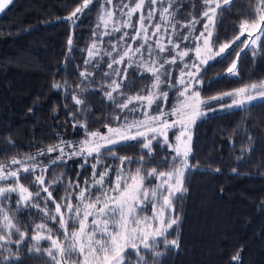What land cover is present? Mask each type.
<instances>
[{"label": "snow or ice", "instance_id": "6c2138e0", "mask_svg": "<svg viewBox=\"0 0 264 264\" xmlns=\"http://www.w3.org/2000/svg\"><path fill=\"white\" fill-rule=\"evenodd\" d=\"M13 2L0 0V12ZM195 2L119 0L112 7L113 0H105L108 7L101 6L92 31L94 39L84 50L87 53L86 67L79 75L85 80L93 77L100 61L108 57V70L101 75L110 82L106 91L105 85H101V90L123 115L112 117L119 123L116 126L105 125L107 131L104 133L87 131V123L78 121V125L86 129L78 144L61 140L46 149L47 153L59 152L55 159H50V164L76 157L82 159L79 167L83 169L89 158L95 161L88 165L92 168V183L85 180V187L79 188V181L75 185L69 181L70 191L60 198V202L49 189L60 185L62 176L46 182L48 165L37 160L38 156L45 155L44 150L22 159L13 158L10 164H0V182L12 181L8 187H0V261L4 264L14 259L21 260V256L12 253L9 246L19 248L29 239L32 245L27 248V253L34 259H46L47 264H132L127 259L130 253L135 255L137 264H148L145 255L141 254L145 251L154 258L153 264H159V258L168 250L179 247L178 240H169L168 235L180 220L174 214V201L187 192L186 175L194 167L189 163L192 126L209 112L242 107L256 100L264 102V80L208 99L201 97L197 87L203 83L200 79L203 71L212 62L230 55V49L243 44L227 68L226 75L229 76L239 75L238 61L246 49L251 51L253 59L260 54L258 41L264 37V0H255L252 18L241 21L239 34L229 42L219 44L218 48L217 29L235 0H198V7L185 14L190 17L187 22H179L176 17L183 12L185 4ZM94 3L95 0H82L64 19L78 26L77 22ZM137 14L138 19L134 22L133 17ZM197 25L201 27L197 28ZM117 33L120 34L118 37ZM245 33L248 39L242 40ZM104 37H111L114 42L104 47ZM67 44L71 52L73 35H69ZM89 66L92 72L87 70ZM173 66L178 69V75H173ZM129 69L151 74V84L135 95L122 91L135 83V80L129 81ZM53 87L61 85L56 83ZM164 89L175 91L170 108L165 107L169 104V91ZM225 97L230 98L231 103H222L220 108L210 107L213 101L222 102ZM72 100L76 105L85 104L75 94ZM206 107L207 111L204 110ZM170 131L175 133L172 141L169 139ZM131 142L140 144V157L118 156L114 151V146ZM154 144L170 153V156L159 160L167 171L144 167L148 162L145 155L149 159L155 157ZM65 145L70 151H65ZM109 156L118 160L119 166L104 164ZM132 163L141 166L133 171L128 167ZM98 167L104 170L97 176ZM113 170L114 180L110 179ZM37 171L41 174L35 175ZM22 173L34 176L31 184L38 191L32 192L20 183ZM93 191L98 193L94 199ZM12 195L17 197L15 212L34 208L45 218L44 222L24 225L25 230L22 231L15 213L4 203ZM73 197L76 204L72 203ZM34 201H42L45 207L41 208ZM49 202L54 205V210L47 207ZM48 221L58 225L56 232L48 226ZM13 236L18 238L13 240ZM42 241L48 242L49 247H41ZM232 260L239 261V253Z\"/></svg>", "mask_w": 264, "mask_h": 264}, {"label": "trees", "instance_id": "16d2710c", "mask_svg": "<svg viewBox=\"0 0 264 264\" xmlns=\"http://www.w3.org/2000/svg\"><path fill=\"white\" fill-rule=\"evenodd\" d=\"M81 3L82 0H14L0 12V164H10L13 158L22 159L44 150L45 155L38 156L37 160L48 165L46 182L62 176V183L49 189L57 202L70 191L69 181L74 185L79 181V188L85 187V180L92 183V168L88 165L95 161L89 158L83 169L79 167L82 159L76 157L50 164V159H55L59 152L47 153L46 149L61 140L78 144L86 132L78 121L87 123V131L100 132L106 131L105 125L119 123L111 118L120 113L104 96L110 81L103 79L101 74L108 70L106 62L109 58L100 61L93 77L85 80L79 75L86 67L84 50L94 39L92 31L101 6L108 5L105 0H95L77 22L78 26H73L64 18ZM117 3L119 0H113L112 7ZM194 7H198V0L195 4L186 3L176 19L186 23L190 17L185 14L193 12ZM255 7V0H235L217 29L216 47L239 34L238 24L251 19ZM69 35H73L71 52L67 44ZM103 39L104 47L114 42L111 37ZM242 47L240 44L234 50L230 49V55L212 62L203 71L200 77L203 83L197 86L203 99L264 80V37L258 41L260 54L253 59L251 51L246 49L238 61L239 75H226L227 68L236 59V52ZM87 70L93 71L90 66ZM172 70L176 71L175 66ZM132 80L135 83L131 87L122 89L127 95H135L150 85L151 74L129 69V81ZM56 83L61 87L54 88ZM101 85H105L104 91ZM164 90L169 91V104L165 107L170 108L175 91ZM74 94L85 104L76 105L72 100ZM222 103H231V99L225 97L222 102L213 101L210 107L220 108ZM204 110L207 111V107ZM190 131L192 153L189 163L194 167L186 175L187 192L174 201V214L180 220L168 235L169 240H178L179 247L168 250L159 258V264H264V102L256 100L242 107L209 112ZM65 151H70L67 145ZM114 151L118 156L134 158L142 154L140 144L136 142L116 145ZM154 152L152 159L145 155L148 162L144 167L167 171L159 160L170 153L155 144ZM103 163L119 166V161L111 156ZM140 166L132 163L128 167L134 171ZM233 169L237 171L233 172ZM103 170L98 167L97 176ZM40 174L37 171L35 175ZM33 179V175L22 173L20 183L36 192L39 189L31 184ZM110 179H115L114 170ZM10 183L11 180L0 182V187H8ZM97 194L93 191L92 198ZM16 199V195H12L4 203L15 213L22 231L24 225L44 222L45 218L34 208L15 212ZM34 203L45 207L42 201ZM72 203H77L75 197ZM47 207L54 210L51 202ZM48 226L53 232L58 228L52 221H48ZM17 238L13 236V240ZM31 245L30 239L19 248L10 245V251L19 254L21 260L14 259L7 264H47L46 259H34L27 253ZM41 247H49L48 242L42 241ZM162 249L163 245L160 246ZM237 253L240 260L233 261L232 257ZM141 254L145 255L148 264H153L150 253ZM127 259L137 264L134 254L130 253ZM0 264L4 262L0 261Z\"/></svg>", "mask_w": 264, "mask_h": 264}, {"label": "rangeland", "instance_id": "374dc122", "mask_svg": "<svg viewBox=\"0 0 264 264\" xmlns=\"http://www.w3.org/2000/svg\"><path fill=\"white\" fill-rule=\"evenodd\" d=\"M138 15H139V14H137L136 16L133 17V21H134V22L138 19ZM154 22H155V21H154ZM128 31H129L130 33L132 32L131 29H129ZM243 37H245L244 40H247V39H248L247 33H246V35L243 36ZM134 46H135V45H134ZM217 48H218V47H217ZM175 68H176V67H175ZM172 71H173V70H172ZM174 72H175V75H178V69H177V68H176V71H173V75H174ZM106 131H107V129H106ZM106 131H104V132H106ZM104 132H101V133H104ZM174 135H175V133L170 131V133H169V139H170V141L173 140ZM4 183H6V182H4ZM149 214H150V213H149ZM141 215H144V213H142Z\"/></svg>", "mask_w": 264, "mask_h": 264}]
</instances>
